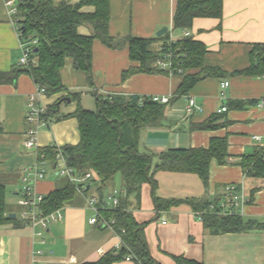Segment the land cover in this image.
Here are the masks:
<instances>
[{"label":"crops","instance_id":"crops-1","mask_svg":"<svg viewBox=\"0 0 264 264\" xmlns=\"http://www.w3.org/2000/svg\"><path fill=\"white\" fill-rule=\"evenodd\" d=\"M12 1L18 3V0ZM6 2L0 0V73L18 69L23 55L19 32ZM109 2V33L113 38L155 39L159 38L157 33L160 30L167 28L166 34L174 42L186 37L184 32L188 31L189 37L202 43L206 49L204 67L219 68L223 72V75L197 82L186 95L168 106L162 125L142 132L139 150L143 154H160L171 149H208L213 139H226L228 164L222 166L216 160L212 161L208 186L195 174L159 172L155 176L156 197L179 201L205 199L217 205L224 201L228 185H240L249 195L250 203L244 210L237 209L236 215L264 225V180L246 177L241 166L243 156L260 148L252 137L257 135L264 141V106L260 107L264 101V75L238 74L255 62V47L264 45V0H225L221 19L197 18L188 30L174 27L177 0ZM82 12L94 13L95 9L85 7ZM79 33L90 36L92 32L89 27L82 26ZM158 45L154 47L157 49ZM139 67L140 63L130 58L128 44L115 50L95 40L92 75L76 70L72 60H67L61 71L66 91L45 96L42 104L49 108L65 99L59 110L68 116L77 111L79 103L84 110L96 112L97 96L103 99L114 96L166 97L171 100L184 80L183 75L164 71L134 72L124 77L126 72ZM198 72L199 69L188 71L189 74ZM225 81L230 86L222 98L220 87ZM37 87L24 73L13 83L0 84V125L3 128L0 134V182L6 190L9 186L13 188L14 198L9 201L7 197V204L10 214H15L19 220L23 168L40 161L37 154L42 156L44 149L53 146L63 149L80 143L78 121L69 118L39 128L38 152L25 148V134L30 127L26 122L29 99ZM74 95L79 97L69 103L66 99ZM190 99H194L202 111L187 114ZM232 102H240L243 107H235ZM223 107H227V112L219 113ZM219 115L223 118L218 124L226 123L225 127L193 129ZM42 162L49 174L38 183L37 190L46 198L56 190L59 180L65 178L57 176L52 164ZM48 176L60 179L52 182ZM121 188L122 180L116 177L113 186L103 191V196ZM91 194L96 191L91 190ZM129 208L139 224H147L143 230L144 239L151 257L159 264H176L173 256L202 264H264V230L210 235L200 216L187 204L159 211L150 183L143 185L141 200L132 199ZM60 210L63 219L52 224L42 237L22 220L23 228L14 224L0 228V264H85L97 262L115 250L119 241L116 233L89 223L94 212L82 197L77 203ZM115 264L133 263L122 261Z\"/></svg>","mask_w":264,"mask_h":264},{"label":"trees","instance_id":"trees-1","mask_svg":"<svg viewBox=\"0 0 264 264\" xmlns=\"http://www.w3.org/2000/svg\"><path fill=\"white\" fill-rule=\"evenodd\" d=\"M225 0H177L174 16V27L188 30L197 18L223 17ZM85 7H93L94 13H84ZM18 28L22 33L23 43H32V55L29 64L10 73H0V84L13 83L21 74H28L38 87L46 90L47 96H54L66 91L61 79V71L72 60L76 70L89 76L93 69V43L101 41L111 49L120 50L126 44L129 47L131 60L140 63V67L128 71L124 77L135 73L162 72L154 67L156 60L163 54H171L174 74L183 75V83L169 104H161L152 98L137 96L126 98L114 96L103 99L97 96L96 112L84 110L78 105L74 114L63 115L59 107L65 102L61 99L57 104L47 108L45 116L49 124L75 118L79 124L80 143L77 146L64 147L70 167L80 175L92 173L90 189L102 198L103 191L121 175L126 195L121 199L116 210L103 212L104 218L114 221V229L123 240L120 251H111L99 261L85 264H115L125 261L128 255L133 256V264H159L150 255L144 239L143 230L147 224H139L129 211L132 199L141 200L142 187L153 185V197L159 211H167L183 204L189 205L197 213L206 231L210 235L242 234L256 230H264V225L257 221L244 220L239 215L224 216L210 210L212 203L205 199H189L186 201L163 200L156 197L157 183L155 176L159 172H176L195 174L205 186L209 185L210 167L213 160L220 165L228 164V142L226 139H213L208 149H171L160 154L141 153L139 150L142 132L148 128L162 125L166 108L180 96L186 95L197 82L208 77L223 75L219 68L204 67L206 49L204 45L190 37L171 41L168 34L155 39L128 37L113 38L109 33L111 20L109 0H18ZM82 26L89 27L90 36L80 35ZM155 44H159L156 49ZM38 49V52H35ZM162 49V51L160 50ZM255 62L241 75H264V45H258L253 51ZM199 69L196 74L188 71ZM179 70L182 72L179 73ZM79 96H69L71 101ZM67 98V99H68ZM66 99V100H67ZM235 107H243L240 102H232ZM223 116L212 117L207 122L194 126L198 130H218L226 126L219 123ZM3 128L0 125V134ZM44 160L56 163L57 148L50 147L42 151ZM241 166L246 177L264 180V150L257 148L252 154L242 157ZM81 197L76 188L63 179L56 190L49 194L42 209L46 214L64 209L77 203ZM252 203V199H251ZM7 190L0 182V228L14 224L23 228L19 220L9 217ZM106 229V228H105ZM176 264H202L185 257H172Z\"/></svg>","mask_w":264,"mask_h":264},{"label":"built area","instance_id":"built-area-1","mask_svg":"<svg viewBox=\"0 0 264 264\" xmlns=\"http://www.w3.org/2000/svg\"><path fill=\"white\" fill-rule=\"evenodd\" d=\"M6 5L9 9V15L14 19V23L17 26V31L19 32V37L21 39L22 33L18 28V20H16V15L18 13L17 4L12 0H7ZM185 36L189 37L190 33L185 31ZM22 43L23 55L20 59L19 66L24 67L29 64V58L32 55V46L38 43V40L32 41V43ZM162 51V49H160ZM154 67L160 71L169 72L174 74L176 69L173 68V60L171 54L161 55L155 62ZM181 73L182 71L179 70ZM230 83L225 81L221 83L220 94L221 97H225V91L229 88ZM47 96L46 90L41 87H37V91L29 99V109L26 115V122L30 126L27 130L25 136V148L27 150H36L38 152V141L37 134L41 126L49 125L48 120L45 116L47 115V107L42 104V99ZM153 101L161 104H169L170 99L163 97H154ZM264 106V101L261 102L260 107ZM187 114H194L196 111H202V108L196 104L194 99L189 100L188 107L186 108ZM227 112V107H223L219 113ZM253 141L258 147L264 150V141L261 137L255 135L252 137ZM40 161L33 165H29L22 170L21 179V191L20 198L18 201L19 206L22 208L20 213V220H22L26 225L30 226L33 231L37 230L35 233L37 236H44L45 232L51 227L52 224L61 221L63 215L61 210H57L53 213L46 214L42 209L43 203L45 201V196L42 195L37 190V185L40 181L44 180L49 174L48 168L43 165L44 155L40 156L37 154ZM54 171L58 177L67 179L75 188L77 193L84 199L87 207L94 212V216L90 219L89 223L93 226H99L101 228H106L110 231L116 233L118 238V243L115 246V251H120L124 245L122 237L114 229V221H108L103 216V212L106 210H116L120 207L121 199L126 195V190L114 189L108 195L102 198L99 194H91L90 181L93 178L92 173H86L85 175H80L75 169L69 166L67 162L66 155L63 153L62 149L57 148L56 163L54 165ZM250 203V197L246 193L243 186L231 184L225 189V199L217 205H211L210 210L213 213H218L224 216L236 215V210H244L245 207ZM166 224V222H164ZM45 243V241L43 242ZM133 256L128 255L125 257V261L133 263Z\"/></svg>","mask_w":264,"mask_h":264},{"label":"rangeland","instance_id":"rangeland-1","mask_svg":"<svg viewBox=\"0 0 264 264\" xmlns=\"http://www.w3.org/2000/svg\"><path fill=\"white\" fill-rule=\"evenodd\" d=\"M117 177H120L121 178V175L120 174H118V176ZM48 179L50 180V181H55V180H59L60 178H53V176H48ZM62 179V178H61ZM121 180H122V178H121ZM60 181L61 180H59V182H58V184L60 183ZM114 183V182H113ZM113 183H110L107 187H106V189L105 190H108L110 187H112L113 186ZM14 195H13V188L11 187V186H9L8 187V189H7V197L9 198V201H10V198H14L13 197ZM11 201H12V199H11ZM16 202V201H15ZM10 205H15L14 203H11ZM15 210L17 211V213H19V209L17 208V207H15Z\"/></svg>","mask_w":264,"mask_h":264},{"label":"water","instance_id":"water-1","mask_svg":"<svg viewBox=\"0 0 264 264\" xmlns=\"http://www.w3.org/2000/svg\"><path fill=\"white\" fill-rule=\"evenodd\" d=\"M167 33V28H163L162 30H160L158 33H157V37H163L165 34ZM35 52H38V49H36ZM67 101L69 103H71V99H67ZM9 217L12 219V220H16V215L15 214H10Z\"/></svg>","mask_w":264,"mask_h":264}]
</instances>
